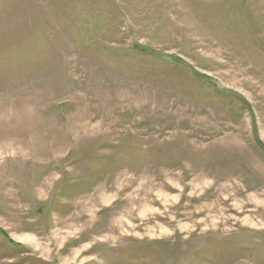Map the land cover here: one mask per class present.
<instances>
[{
  "label": "rangeland",
  "instance_id": "1",
  "mask_svg": "<svg viewBox=\"0 0 264 264\" xmlns=\"http://www.w3.org/2000/svg\"><path fill=\"white\" fill-rule=\"evenodd\" d=\"M0 264H264V0H0Z\"/></svg>",
  "mask_w": 264,
  "mask_h": 264
}]
</instances>
